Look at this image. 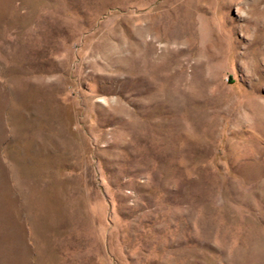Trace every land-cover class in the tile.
Here are the masks:
<instances>
[{
  "label": "rangeland",
  "instance_id": "rangeland-1",
  "mask_svg": "<svg viewBox=\"0 0 264 264\" xmlns=\"http://www.w3.org/2000/svg\"><path fill=\"white\" fill-rule=\"evenodd\" d=\"M0 87L34 264H264V0H0Z\"/></svg>",
  "mask_w": 264,
  "mask_h": 264
},
{
  "label": "crops",
  "instance_id": "crops-1",
  "mask_svg": "<svg viewBox=\"0 0 264 264\" xmlns=\"http://www.w3.org/2000/svg\"><path fill=\"white\" fill-rule=\"evenodd\" d=\"M3 88V87H2ZM0 87V99L5 100V94ZM6 111V105L0 103V119ZM2 155V154H1ZM0 155V264H34L32 250L37 244L30 238V226L34 224L27 208V195L18 191V183L12 178L7 180V171L12 167L4 163ZM12 176V175H11ZM30 212V213H28ZM29 230V233H28Z\"/></svg>",
  "mask_w": 264,
  "mask_h": 264
}]
</instances>
